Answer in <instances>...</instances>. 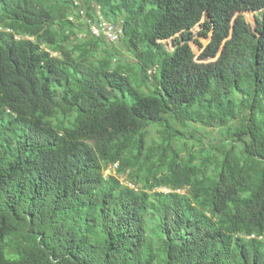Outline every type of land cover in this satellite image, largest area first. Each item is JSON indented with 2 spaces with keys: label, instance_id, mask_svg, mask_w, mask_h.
Masks as SVG:
<instances>
[{
  "label": "trees",
  "instance_id": "trees-1",
  "mask_svg": "<svg viewBox=\"0 0 264 264\" xmlns=\"http://www.w3.org/2000/svg\"><path fill=\"white\" fill-rule=\"evenodd\" d=\"M263 235L264 0H0V264H264Z\"/></svg>",
  "mask_w": 264,
  "mask_h": 264
},
{
  "label": "rangeland",
  "instance_id": "rangeland-1",
  "mask_svg": "<svg viewBox=\"0 0 264 264\" xmlns=\"http://www.w3.org/2000/svg\"><path fill=\"white\" fill-rule=\"evenodd\" d=\"M242 15H244L246 21L248 22L250 28L252 30L255 29L256 27V22H257V17H260V11H254V10H248V11H243L241 12ZM198 30H200V26H196L193 29V33H194V39L189 41V44L193 50V52L196 55L195 60L199 61V56L201 55L204 47L209 43V37H200L197 32ZM196 39V40H195ZM198 40V42H196ZM173 41L172 39H169L168 41H164V42H171ZM116 47L115 50L119 53V57L121 58V60H124L125 62H130L132 61V57L131 55H129L128 53H126L125 49L122 47L120 41L118 43L115 44ZM216 58L210 59V60H214ZM152 84L155 82L153 78H151ZM151 86V83H150ZM224 129L219 128L217 125L211 127V128H202L199 127L198 128V132L195 133V136H193L192 138L190 137L188 140L189 146H195L196 148L199 146V144L203 143L204 147L207 146V144H210L213 141H218L221 140L222 138H224L223 135ZM158 138L157 135V127H152L151 131H150V140H156ZM198 145V146H197ZM195 148V149H196ZM114 167H110L108 169L105 170V175L109 174V173H114ZM121 181L126 184L129 183L128 180H126L125 178H121ZM160 191H164V192H168L171 191L170 189L167 188H160L158 189Z\"/></svg>",
  "mask_w": 264,
  "mask_h": 264
},
{
  "label": "built area",
  "instance_id": "built-area-1",
  "mask_svg": "<svg viewBox=\"0 0 264 264\" xmlns=\"http://www.w3.org/2000/svg\"><path fill=\"white\" fill-rule=\"evenodd\" d=\"M93 13L91 16L88 15L86 18V26L94 36H102L108 42L116 44L119 42L120 37L122 35V29L119 23L110 22L107 20L101 12V9L97 5H92ZM80 14L85 16V12L83 10L80 11ZM86 34L81 33L79 36L84 37ZM116 166H114V169ZM264 239V235L261 236Z\"/></svg>",
  "mask_w": 264,
  "mask_h": 264
},
{
  "label": "water",
  "instance_id": "water-1",
  "mask_svg": "<svg viewBox=\"0 0 264 264\" xmlns=\"http://www.w3.org/2000/svg\"><path fill=\"white\" fill-rule=\"evenodd\" d=\"M205 16L208 17L207 14Z\"/></svg>",
  "mask_w": 264,
  "mask_h": 264
}]
</instances>
